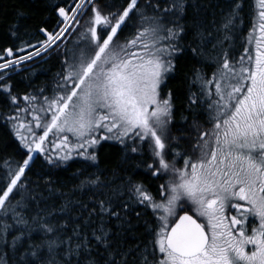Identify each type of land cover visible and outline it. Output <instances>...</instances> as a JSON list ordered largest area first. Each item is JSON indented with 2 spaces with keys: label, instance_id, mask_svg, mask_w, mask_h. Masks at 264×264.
Wrapping results in <instances>:
<instances>
[{
  "label": "snow or ice",
  "instance_id": "6c2138e0",
  "mask_svg": "<svg viewBox=\"0 0 264 264\" xmlns=\"http://www.w3.org/2000/svg\"><path fill=\"white\" fill-rule=\"evenodd\" d=\"M113 5L71 0L56 8L58 30L40 28L46 39L39 47L28 45L33 52L17 55L23 47L0 50V95L16 106V115L7 119L18 148L26 150L21 161L4 160L0 168V247L20 253L16 264H264V0H257L258 15L243 54L233 60L222 50L211 79L195 71L192 82L200 89L190 92L188 107L206 105L211 128L202 131L194 119L192 149L198 155L193 159L173 151L171 162L166 157L170 140L177 139L171 136L174 95H162V85L184 52L188 8L199 12L202 6L197 0H124ZM241 7L236 2L222 21L219 31L225 40L238 27ZM133 17L134 33L118 42ZM192 26L203 40L199 21L193 18ZM70 35L76 37L72 47L64 43ZM52 50L62 57L57 94L44 96L41 89L25 95L27 108H21L7 82L8 70ZM191 51L202 54L195 47ZM25 111L31 122L20 120ZM50 133L59 139L53 142L55 157L45 147ZM68 133L76 143H69ZM110 140L131 153H143L147 145L144 171L156 179L169 174L160 185L162 199L153 197L143 181L129 177L127 199L122 183L111 196L84 205L69 233L67 224L50 222L52 212L41 214L48 197L40 186L32 191L24 183L33 153L53 167L73 154L95 164L101 141ZM182 156L184 164L178 168L175 161ZM81 183L104 186L99 176ZM50 184L45 181L44 188L54 194ZM22 190L30 195L26 198ZM185 202L207 223L189 214ZM32 203L39 211L29 219ZM67 209L65 204L59 210ZM149 209L154 219L146 218ZM9 216L11 222L4 219ZM141 227L146 241L136 235ZM0 264H7L5 257Z\"/></svg>",
  "mask_w": 264,
  "mask_h": 264
},
{
  "label": "trees",
  "instance_id": "16d2710c",
  "mask_svg": "<svg viewBox=\"0 0 264 264\" xmlns=\"http://www.w3.org/2000/svg\"><path fill=\"white\" fill-rule=\"evenodd\" d=\"M98 2L102 8L106 4L113 5V0H98ZM140 2L143 4L144 0ZM197 2L202 6V10L197 12L191 7L188 8L187 17L183 21L186 25V35L182 41L184 52L177 57L176 70L169 74L165 83V89L174 95V122L171 126V136L177 138L170 140L168 150L178 151L183 156H189L192 145L195 143L197 134L192 128L193 120L195 119L201 126V130H204V124L208 123L206 105H200L194 110L188 107V95L200 89L199 84L192 82L195 71L199 69L206 78L211 79L222 50L228 51L230 59H238L243 54L247 37L259 11L257 0H197ZM236 2L242 5L237 21L238 27L231 33V38L225 40L224 33L219 29L226 13ZM70 3L71 0H0V50L5 47L14 49L23 47L25 51L17 55H27L33 52L35 49L28 45L39 47L45 40L43 34L40 33V28L44 27L49 32L57 30V22L60 18L56 8L68 6ZM123 3L124 0H114L113 6ZM104 11L108 9L105 8ZM193 18L199 21V31L203 34V40L196 35L197 30L192 26ZM135 24L136 18L133 17V20L128 22V26L119 33L118 42L122 43L126 38H131L135 31ZM209 33H211L210 36ZM74 37L75 35L68 36L64 43L70 47V41ZM221 40L223 43L218 44ZM214 45L216 47H213ZM194 47L201 49L202 54L193 55L191 49ZM61 59L62 57H58L55 50H52L47 53L43 52L38 57L34 56L32 60L8 70L10 79L7 82L11 85L12 93L18 97L21 108H27V104L22 99L25 95L38 94L41 89H44V96L52 97L57 94L56 85L59 80L57 74L62 71ZM210 87L214 91V86ZM15 107L10 105L3 95H0V168L4 167V160H10L13 163L21 161L23 153L26 152L25 149L18 148L19 141L15 137L13 125L7 119L9 116L16 115ZM19 116L27 117V111L20 112ZM37 132L41 130L38 129ZM73 138L69 135V141L72 144L76 143ZM53 142L59 143V139L50 133L45 147L49 154L55 157L57 153L53 149ZM128 144L131 145V143ZM144 147L147 148V146ZM97 153L98 160L95 164L73 154L72 159L59 167L48 165L42 155L33 153L34 162L27 171L24 183L32 191L37 190V185L40 186L39 190L44 191V195L48 197L47 204L41 205L44 209L41 214L47 215L48 212H52V216L49 217L50 222L67 224L69 233L84 205H91L93 200L103 196H111L112 189L122 183L125 186L123 199H127L126 181L129 177L133 181H143L153 197L157 200L162 199L160 185L168 180L169 175L164 174L160 179H156L144 171L145 161H148L146 150L143 153L125 152L123 145L116 140H110L101 141ZM59 154L62 155L63 152ZM183 156L178 163L183 162ZM96 176L104 182L102 188L96 189L86 183L82 185V181L95 179ZM45 181H51L50 187L55 189L54 194H49L44 188ZM21 194L27 198L30 192L22 190ZM15 199H20V196H16ZM65 204L68 209L66 212H61L59 209ZM184 207L190 212L189 207ZM38 211L39 209L32 203L30 209L27 210L29 219ZM146 218L154 219L151 217L150 209L149 216ZM4 219L11 222L10 216ZM204 221L207 223L206 220ZM136 235L141 240L148 239L142 227ZM33 238L38 240V234L33 233ZM19 255L20 253H13L11 250L0 247V257H5L7 264H16Z\"/></svg>",
  "mask_w": 264,
  "mask_h": 264
},
{
  "label": "rangeland",
  "instance_id": "374dc122",
  "mask_svg": "<svg viewBox=\"0 0 264 264\" xmlns=\"http://www.w3.org/2000/svg\"><path fill=\"white\" fill-rule=\"evenodd\" d=\"M57 30H58V29H57ZM75 39H76V37H74V38L71 40V42H70V44H69L70 47H72V43L75 42ZM10 59H11V58H10ZM168 92H169V91L165 89V84L162 85V95H167ZM41 115H42V114H41ZM19 117H20V120H21V121L26 122V123L32 121V115H30L28 112H27V117H25V116H19ZM202 121H203V120H202ZM31 126H32L33 128H35L34 123L31 124ZM204 127H205L204 130H205V129H209V128H211V124L206 123V124H204ZM36 131H38V129H36ZM202 131H203V130H202ZM21 132H23V134H25V135H28L26 129H21ZM41 134H42V133H41ZM100 134H103V132L101 131ZM67 135H68V136H69V135L72 136L71 133H68ZM73 139H74V138H73ZM69 143L72 144L71 141H69ZM128 143H132L131 140H129ZM145 146H147V145H145ZM145 150H146V148H145ZM167 152H168V155H167L166 159H168V160L171 162L172 159H173V157H172V152H173V151H172V150H167ZM197 155H198V153H194V152H193V149H191V152H190L189 156H191L193 159H195ZM180 160H182V157H178V158H176V161H175V163H176V167H178V168H179L181 165H182L181 167H183V164H184V159H183V162H182V163H178ZM165 175H169V174H165ZM184 206L189 207V209H190V213H191L195 218H197L199 222L204 223V220H205L204 218H198V217H196L195 212H194V211H191V205H190V204H188L187 202H185V203H184ZM249 224L252 225V222H249Z\"/></svg>",
  "mask_w": 264,
  "mask_h": 264
},
{
  "label": "water",
  "instance_id": "95a60500",
  "mask_svg": "<svg viewBox=\"0 0 264 264\" xmlns=\"http://www.w3.org/2000/svg\"><path fill=\"white\" fill-rule=\"evenodd\" d=\"M41 34H43V33H41ZM43 35H44V34H43ZM44 38L46 39V36H45V35H44ZM182 214H184V213H182ZM182 214H181V215H182Z\"/></svg>",
  "mask_w": 264,
  "mask_h": 264
},
{
  "label": "flooded vegetation",
  "instance_id": "af4514ba",
  "mask_svg": "<svg viewBox=\"0 0 264 264\" xmlns=\"http://www.w3.org/2000/svg\"><path fill=\"white\" fill-rule=\"evenodd\" d=\"M251 221V220H250ZM251 222H253V221H251Z\"/></svg>",
  "mask_w": 264,
  "mask_h": 264
},
{
  "label": "bare ground",
  "instance_id": "6f19581e",
  "mask_svg": "<svg viewBox=\"0 0 264 264\" xmlns=\"http://www.w3.org/2000/svg\"><path fill=\"white\" fill-rule=\"evenodd\" d=\"M41 33V32H40ZM44 36V35H43Z\"/></svg>",
  "mask_w": 264,
  "mask_h": 264
}]
</instances>
